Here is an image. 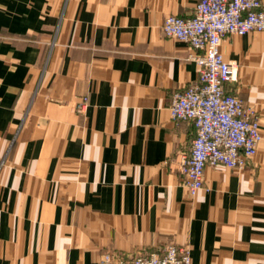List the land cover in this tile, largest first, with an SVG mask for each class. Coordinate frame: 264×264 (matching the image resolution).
I'll use <instances>...</instances> for the list:
<instances>
[{"label":"crops","instance_id":"crops-1","mask_svg":"<svg viewBox=\"0 0 264 264\" xmlns=\"http://www.w3.org/2000/svg\"><path fill=\"white\" fill-rule=\"evenodd\" d=\"M199 1L0 0V264H101L168 243L191 264H264V31L220 46L236 71L225 90L259 118L255 155L207 166L193 197L179 171L195 127L169 105L198 67L161 26Z\"/></svg>","mask_w":264,"mask_h":264},{"label":"built area","instance_id":"built-area-1","mask_svg":"<svg viewBox=\"0 0 264 264\" xmlns=\"http://www.w3.org/2000/svg\"><path fill=\"white\" fill-rule=\"evenodd\" d=\"M162 32L190 46L187 58L198 67V79L177 90L169 105L173 120H189L195 136L188 154L180 157L179 171L189 196L203 188L207 166L243 168L262 139L260 122L253 107L224 88L236 79L234 64L220 50L226 35L264 31L262 0H200L190 17L168 15ZM87 97L77 108L82 110ZM101 264H191L186 246L168 243L162 251L132 259L104 253Z\"/></svg>","mask_w":264,"mask_h":264}]
</instances>
